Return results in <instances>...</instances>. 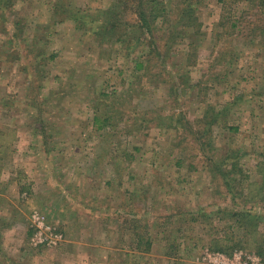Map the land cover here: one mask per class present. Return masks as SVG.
<instances>
[{
	"label": "rangeland",
	"instance_id": "rangeland-1",
	"mask_svg": "<svg viewBox=\"0 0 264 264\" xmlns=\"http://www.w3.org/2000/svg\"><path fill=\"white\" fill-rule=\"evenodd\" d=\"M219 1L203 0L197 13L204 42L183 40L169 53L170 74H184L186 86H171L158 66L139 68L143 38L96 35L112 0L0 9V264H202L217 243L264 251L262 224L240 232L225 226L231 213L217 212L245 207L264 220V47L239 35L232 60L215 55L223 47L207 36ZM227 1L235 18L251 12ZM207 106L217 119L202 123L210 137L198 142L180 121H201ZM222 155L238 160L231 193L205 169V157ZM35 211L59 227L62 244L30 246Z\"/></svg>",
	"mask_w": 264,
	"mask_h": 264
},
{
	"label": "trees",
	"instance_id": "trees-1",
	"mask_svg": "<svg viewBox=\"0 0 264 264\" xmlns=\"http://www.w3.org/2000/svg\"><path fill=\"white\" fill-rule=\"evenodd\" d=\"M241 1L246 3V8H249L251 12H249L247 16L244 15L237 18L228 11V3L230 1H219L222 3V10L219 13L217 21L212 23L213 26L207 36L208 42L212 44L213 48L217 49L223 47L222 51H220L221 54L218 51H213L215 55L225 56L226 54L228 55V61L232 60V55L229 53L232 52L230 45L239 35L244 37L242 39L246 40L247 44H254L252 42L256 41L258 46L264 47V0ZM62 4L63 3H59V5ZM202 5L203 0H178L175 5H173L172 2L165 3L159 0H112L111 5H109V7L99 15V18L94 21L96 23L95 30L98 32H96V35L100 38H107V40H114L115 43H120L121 37L125 34H128L126 37L131 38L133 41L136 40V42H139L141 38H143L148 49L147 61L145 64L139 65V68H143L144 72L147 73L146 75H148V73L152 74L153 69H156L158 66L159 69H161L162 76L163 74L166 76L167 73L168 81L172 83L171 86H177L179 83V86H181L186 83L187 77L184 76V74L178 75L177 80L172 77L171 74H174L173 70L172 68H168V62L171 57L169 53L173 44H177L183 40H189V45L194 44L195 47L198 46L200 42H204L206 37L201 31V25L197 16V13L200 11L199 8ZM0 6V9L4 11L10 9V0L3 1ZM52 10L54 9L52 8ZM66 12L70 20L74 22H83L79 12H69L68 9ZM78 27H80V24ZM167 31L169 32L165 34ZM193 56L195 57V54H193ZM188 65H195V62L193 63L192 59L189 58ZM157 76L160 75L157 73ZM194 84L195 83H191V85ZM198 85L199 84L194 87H198ZM212 115L213 117H211ZM171 119L172 117L169 118V126H171ZM216 119L217 112L215 113L214 108L207 106L203 111L201 121L195 120V122L192 123L182 119L180 122L188 127V129L183 127L185 131L187 130L191 134L196 133L197 138L194 136L195 140L201 142L203 140L202 138L206 139L205 136H208L209 139L210 132L207 131L208 134L207 132L202 133L200 126L205 120L206 122L214 123ZM95 120H97V117H95L94 122ZM237 161V156L232 155H222L218 160L205 157V169L208 171L209 175H212L213 181L211 184L217 185L219 184L218 181L221 180V185H225L226 191L231 193L232 189L229 180H234ZM218 186L219 185H217V188ZM203 209L200 208L198 214L206 218L210 224L211 221L205 216ZM217 212L224 213L228 217L229 213H231L229 219H226L229 220L225 223L226 228L229 227L240 232L244 231L245 233H248L249 231H247V229L250 230L251 228L257 233L256 229L261 224L264 228V220H259L260 213H252L250 209L247 210L245 207L239 208L238 211H232L230 208L221 207ZM190 219L194 220L193 216L190 217ZM127 222L132 224V231L138 227L137 223L139 221L136 219H128ZM203 225L205 224L203 223ZM135 231L137 230L135 229ZM134 233L138 235L139 239V233ZM133 241L135 242L136 240ZM146 243V245H148L149 241ZM140 245L141 244L138 242L135 246L140 249ZM216 245H213L211 249L227 255L235 249L242 248V246L237 247L239 245L238 243L231 244L230 246H221V243H217ZM255 249L256 251L254 252L264 258V251L261 249L260 243L257 244Z\"/></svg>",
	"mask_w": 264,
	"mask_h": 264
},
{
	"label": "built area",
	"instance_id": "built-area-1",
	"mask_svg": "<svg viewBox=\"0 0 264 264\" xmlns=\"http://www.w3.org/2000/svg\"><path fill=\"white\" fill-rule=\"evenodd\" d=\"M32 247H57L63 242V235L53 223H46L38 211L31 215ZM202 264H264V258L252 251L235 249L230 254L219 251L204 250L200 257Z\"/></svg>",
	"mask_w": 264,
	"mask_h": 264
}]
</instances>
